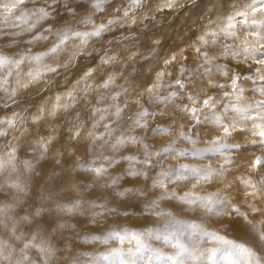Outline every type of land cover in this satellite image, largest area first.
I'll list each match as a JSON object with an SVG mask.
<instances>
[{"label":"clouds","instance_id":"1","mask_svg":"<svg viewBox=\"0 0 264 264\" xmlns=\"http://www.w3.org/2000/svg\"><path fill=\"white\" fill-rule=\"evenodd\" d=\"M264 0H0V264H264Z\"/></svg>","mask_w":264,"mask_h":264},{"label":"snow or ice","instance_id":"2","mask_svg":"<svg viewBox=\"0 0 264 264\" xmlns=\"http://www.w3.org/2000/svg\"><path fill=\"white\" fill-rule=\"evenodd\" d=\"M261 135H264V133H261Z\"/></svg>","mask_w":264,"mask_h":264}]
</instances>
